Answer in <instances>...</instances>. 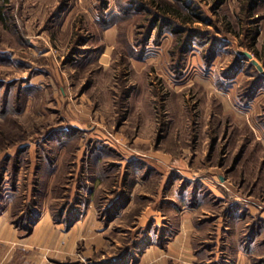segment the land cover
Instances as JSON below:
<instances>
[{"label": "rangeland", "instance_id": "rangeland-1", "mask_svg": "<svg viewBox=\"0 0 264 264\" xmlns=\"http://www.w3.org/2000/svg\"><path fill=\"white\" fill-rule=\"evenodd\" d=\"M0 232V264H264V0H0Z\"/></svg>", "mask_w": 264, "mask_h": 264}, {"label": "crops", "instance_id": "crops-1", "mask_svg": "<svg viewBox=\"0 0 264 264\" xmlns=\"http://www.w3.org/2000/svg\"><path fill=\"white\" fill-rule=\"evenodd\" d=\"M76 226H78V225H75V227H76ZM2 234H3V233L0 232V242H3V240H2V239H3ZM27 243H28V242H27ZM13 244H14V243H13ZM18 246H20V247H24V246H27V245L24 243V244H20V245H18ZM1 258H2V257H1ZM128 264H129V263H128Z\"/></svg>", "mask_w": 264, "mask_h": 264}, {"label": "water", "instance_id": "water-1", "mask_svg": "<svg viewBox=\"0 0 264 264\" xmlns=\"http://www.w3.org/2000/svg\"><path fill=\"white\" fill-rule=\"evenodd\" d=\"M247 56L249 57V58H252V56L251 55H249V54H247ZM255 64L257 65V63L255 62Z\"/></svg>", "mask_w": 264, "mask_h": 264}]
</instances>
